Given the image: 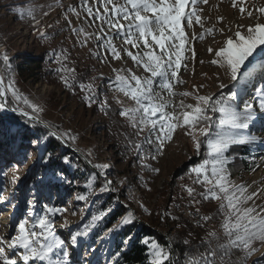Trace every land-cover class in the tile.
<instances>
[{
	"label": "rangeland",
	"instance_id": "obj_1",
	"mask_svg": "<svg viewBox=\"0 0 264 264\" xmlns=\"http://www.w3.org/2000/svg\"><path fill=\"white\" fill-rule=\"evenodd\" d=\"M89 3L91 4V0ZM69 6L76 8L80 14L79 17L67 11ZM240 6L254 10L253 6L264 7V0H251L244 5H240L238 0L235 9L232 7L231 0H223V2L209 0L206 5L197 6L204 21V28H213L214 35H205L204 40L194 39L193 37H198L203 31L200 25L194 23L192 28H185L189 42L186 44V49L190 45V50L185 52L186 59L178 71V77L184 83L177 84L174 91L201 96L211 95L215 99L221 91L232 88L231 91L238 94L237 99L231 102L237 110H242L245 103L253 105L252 110L256 117L254 120L257 121L250 123L243 134L257 137L258 142L250 144L257 149L254 154L247 157V161H242L240 158L243 163H248V169L243 170L240 167L238 171L232 173L231 164H235L236 161H233L234 158L229 154L231 147L225 156L230 161L227 165L231 174L230 179L236 184L251 186L249 191L256 192L264 189V121H259L264 119V113L259 111L260 97L257 96L258 88L264 90L263 86L257 84L264 78V68L261 67L264 64V55L255 57L253 66H249L251 75L246 80L238 78L237 81H232L224 68L211 63L213 59H217L214 55L215 51H218L225 39L232 35L229 29L235 31L238 25L247 27L256 23L264 24V16L256 19L255 12L252 18H249L247 13L242 17L238 10ZM26 8L35 10L34 18L20 17L19 11ZM218 18H222V22H217ZM91 24L92 21H89L87 14L80 7V0H0V47L2 50L10 58L22 52L41 58L38 63L42 65L37 67L32 78L25 82L15 70L13 71L16 87L31 104L41 109L37 118L61 135L71 147L66 149L75 155L76 160L81 158L86 164L80 159V163H75L62 157L60 161L63 162L64 169L51 166L55 165L54 162L57 159L49 158V155L43 157L42 146L40 149L31 143L37 144L40 136L25 143L19 141L21 145L14 143L0 146L3 158V164L0 166V237L10 239L16 234L18 224L22 221L27 220L31 224L35 215L30 217V212L41 216L47 215L53 223L56 236L64 241L68 252L67 260H74L76 264H114L116 255L112 256L111 241L123 229L113 236H108V229H104V226L107 223L108 214L115 206V201L127 209L126 214L129 213L127 206H130L134 208L136 217V213L140 215L141 219L132 216V221L136 219L139 222H146L159 234L162 230L164 236H167L174 221L170 216H164L165 212L183 219L193 230H202L204 233L208 230H218L220 219H213L203 228L197 226L199 217L186 188H194L196 193L199 191L197 184L193 183L195 177L188 175L189 170L184 171L182 177L177 178L178 194L174 196V200H167V197L170 199L173 197L171 190L165 197L163 195L165 186L173 179L172 174L175 170L188 163L191 156H199L191 136L185 135L186 129L177 130L173 134L172 141L164 144L162 153L155 152L152 147L146 146L143 158H140L139 154L133 150L132 145L143 144L147 133H140L138 136L136 130L119 115L121 105L117 104L116 100L122 101L124 106H132V102L123 94L109 90V83L115 78L114 69H131L140 77L148 74L144 73L142 68L136 67L127 56H123V53V59L117 61L113 60L110 54L102 52L99 48L100 41L95 39V35L86 43V46L81 47L78 40L82 37L73 34L72 29L83 27L87 33L98 34L99 29L89 26ZM41 32L44 33L43 36L40 35ZM114 43L119 48L121 41L114 40ZM209 48L213 49L212 53L208 51ZM129 50L134 53L137 51L131 48ZM65 52L67 55L65 63L67 67L75 69V74L80 71L90 72L89 80L83 83H92L95 87L96 102L91 106L84 101L85 93L81 92L79 87L74 86L69 90L61 82V74L55 71L59 67L55 54ZM96 53L99 55H94ZM105 57H107L106 60ZM243 89L244 93H241L240 90ZM253 91L255 93H252ZM161 95L167 98L166 92H162ZM171 99L174 104H179L181 99L186 104H195L191 96L187 98L177 96ZM105 100L107 108L114 106L118 109L116 116L119 121V130L115 129V124L109 119L106 113L107 108L102 109ZM17 106L27 111L28 115H34L32 110L23 103ZM5 114L19 115L12 111H0L1 131L9 134L16 132V126L5 122L7 120L4 119ZM22 117L28 119L25 116ZM27 132L26 129L24 133L27 134ZM71 137H75V140L73 141ZM19 138L21 140V137ZM239 149L243 150L242 147H237V151ZM152 155H155V159H152ZM204 159H201L198 164ZM94 164H106L108 168L101 174L93 167ZM143 165H149L151 169L159 171H150ZM107 173L110 175L108 176ZM99 178H106L107 182L114 181L111 193L115 197L112 203L106 201L105 208L101 207L103 200L101 202L100 198L96 199L103 188ZM80 179L84 181L81 187L83 191L78 194L68 193L67 188L70 186L77 188ZM47 181L51 186L56 185L60 188L64 199L59 198L58 192L54 193L52 198L47 196V187L39 186ZM81 196L86 199H79ZM212 202L218 207L215 201ZM256 204H264V193H261ZM157 205L161 206L159 210H156ZM44 206L65 211L63 214L48 215L44 211ZM197 207L201 215L213 216L202 203ZM187 209L191 211L187 212ZM192 212L195 213V217H198L197 219L191 218L194 215ZM155 217L158 218L157 223L153 222ZM35 231L40 230L35 229ZM76 232H87V235L77 237L73 243L71 237ZM145 239L155 240L146 236L142 241ZM128 242L129 237L124 240L125 246H128ZM0 247H5L6 254L15 258L5 245ZM256 247H260L261 252L250 258L249 264H261L260 258L264 261V255H261L264 253V247H261L259 243ZM172 254L174 257L173 250ZM30 264H40V262L33 261Z\"/></svg>",
	"mask_w": 264,
	"mask_h": 264
},
{
	"label": "snow or ice",
	"instance_id": "obj_2",
	"mask_svg": "<svg viewBox=\"0 0 264 264\" xmlns=\"http://www.w3.org/2000/svg\"><path fill=\"white\" fill-rule=\"evenodd\" d=\"M208 2L209 0H91L90 4L89 0H80L82 11L87 14L89 21H92L89 26H95L99 31L98 34L87 33L83 27L73 28L72 31L82 37L78 40L81 47L86 46L95 35V39L100 41L99 48L102 52L110 54L111 58L117 61L127 56L136 67L142 68L144 73L148 74L140 77L131 69H114L115 78L109 83V90L123 94L132 102V106H124L122 101L116 100V103L121 105L119 115L136 130L138 136L140 133H147L143 144L132 145L140 158H143L146 146L162 153L164 144L170 143L173 134L179 129H186L185 135L191 136L198 154L201 144L206 143L205 159L192 167L188 173L189 176L195 177L193 183L199 184L203 191L196 193L191 187L186 188V191L192 198L193 207H196L198 227L203 228L214 219L212 215L200 214L197 205L201 203V199L217 203L216 218L220 219V224L218 230L207 231L201 245L196 246L195 250L185 253L183 264H249L250 258L261 252V248L256 247V244L264 247V204H256L264 189L250 192L251 186L232 181L227 167L230 161L225 153L231 146L258 142L255 135L243 134L256 118L252 110L253 105L245 103L242 110H237L231 103L238 97L236 92L228 97L213 99L211 95L201 96L174 91L177 84L184 83L178 77V71L186 59L185 52L190 50V45L186 49L189 42L185 28H192L194 23L200 25L203 31L198 37H193L194 39L204 40L205 35H214L213 28H204V21L197 7ZM246 2L250 3L251 0H239L240 5ZM231 4L234 9L237 8L238 0H231ZM253 9L248 10L240 6L238 10L242 17L247 13V16L252 18L254 12L257 14L256 19L264 16V7L253 6ZM67 11L78 17L80 15L76 8L71 6ZM34 12V9L26 8L20 10L19 15L21 18H34ZM217 22H222V18H218ZM229 31L232 35L215 51L217 59H213L211 63L224 68L232 81H237L238 78L246 80L251 75L249 66H253L255 57L264 55V24L256 23L247 27L238 25L235 31ZM40 35L43 36L44 33L41 32ZM114 40L121 41L119 48ZM129 48L137 51L134 53ZM208 51L212 53L213 49L209 48ZM55 59L59 64L55 71L61 74V82L65 87L69 90L74 86L79 87L80 91L85 93L84 101L89 106L95 103V87L92 83L84 84L77 80L75 69L67 67L65 63L66 52L55 54ZM0 64L3 65L0 68V111H12L26 116L28 120H37L41 109L31 104L16 87L10 57L2 49ZM261 67L264 68V64ZM162 92L167 93V98L161 95ZM177 96H191L195 104H186L183 99L179 104H174L171 98ZM257 96L260 97L259 111L264 113V90L258 88ZM20 103L30 108L34 115L29 116L27 111L20 109L17 106ZM107 107L105 100L102 109ZM209 112L218 113L219 119L213 121ZM210 129H214L211 135ZM198 136L207 140L201 141ZM71 139L74 141L75 137ZM152 159H155V155H152ZM93 167L102 174L108 165L94 164ZM143 167L153 172L159 171L151 169L149 165ZM110 184L111 181H108L101 188V192L109 190ZM197 196L201 199H197ZM79 199L86 197L81 196ZM44 211L54 216L63 214L65 210L44 206ZM33 215V222H20L16 234L10 239L0 237V245H5L15 257L11 258L6 254L5 247H0V264H30L33 261L40 264H67L68 252L64 241L53 231L52 221L47 215L29 213L30 217ZM163 215L170 216L173 220L178 219L168 212ZM131 222L129 213L123 223ZM82 235H87V232H76L71 240L74 243L77 237ZM142 243L148 248L147 264H175L171 244L161 245L151 239H145ZM184 244L188 245L189 241L185 240ZM201 247L204 251H200ZM261 264H264V261H261Z\"/></svg>",
	"mask_w": 264,
	"mask_h": 264
},
{
	"label": "trees",
	"instance_id": "obj_3",
	"mask_svg": "<svg viewBox=\"0 0 264 264\" xmlns=\"http://www.w3.org/2000/svg\"><path fill=\"white\" fill-rule=\"evenodd\" d=\"M0 49H2L0 47ZM41 58L40 57H32L29 55L27 52H22V53H17V55L13 56V58H10V63L12 65L13 70L22 78V81L25 82L27 81L30 77L35 74V71L38 69L37 67L41 66L38 62H40ZM262 62V61H261ZM36 64V65H31V64ZM31 65V66H30ZM3 65L0 64V68H2ZM90 72L89 71H80L79 73L76 74L77 80L80 83H83L87 80H89ZM257 84H260L261 86L264 87V78L262 80H259ZM232 88H227L220 93H218L215 96L216 98H224L230 96L233 92L231 91ZM241 93H244V89L240 90ZM255 91V90H254ZM252 93H255V92ZM118 109L115 108L114 106H111L110 108L106 109L107 115H109V119L112 120V122L115 124V129L119 130V121L117 120V114ZM209 115L212 116L213 121H217L219 118L218 113H211L209 112ZM4 119H7L5 122L11 124V126H16V132L14 133H5L2 132L0 129V146L2 145H13L14 143H18L21 141L22 143H25L27 141H30L34 137H39L40 140L36 144L35 142H31L32 145H37L40 149L42 146V152L44 154L43 157H46L49 155V158L55 157L57 160L54 162L55 165H51L54 167H61V169H64V164L63 162L60 161L62 157L67 158L69 161L75 162V163H80L79 161H83L81 158H78L77 160L75 159V155L66 147L61 144V142L56 139L54 136L49 135V132L47 129H45L43 126H41L39 123L35 121L28 120L20 115H9L5 114ZM257 121L253 120L252 122ZM259 121H264V119H260ZM3 122V120H2ZM251 122V123H252ZM203 126V125H201ZM27 129V134L24 133V131ZM256 129V128H255ZM214 129H210V133H212ZM21 137V140L20 138ZM201 141H206L207 138L205 137H199ZM21 143V144H22ZM18 143V145H21ZM112 145V144H111ZM114 145V144H113ZM29 147V146H26ZM237 147H242L243 150H238ZM257 148H254L253 146L250 145H234L231 146V152L229 153L232 155L234 158L233 161H236L235 164H231L232 167V173H235L242 167L241 169L247 170V162L243 163L242 161H247V157L250 155L254 154ZM259 149V148H258ZM26 152L28 151L27 149L25 150ZM207 151L206 148V143L201 144V148L199 150V156H191V159L188 163H185L183 166L177 168L175 172L172 174V180L166 184L165 189H164V197L168 194V191L171 190L173 197L170 199L167 197V200H174V196L178 194V187H177V178L182 177L184 171H188L191 169V167L195 164H198V162L201 159H204L205 153ZM240 151V153H238ZM24 155V154H23ZM240 158L242 161H240ZM2 156L0 153V166L3 164ZM80 159V160H79ZM240 161V162H239ZM84 163V161H83ZM85 164V163H84ZM86 165V164H85ZM246 165V166H245ZM109 176L110 174L107 173ZM100 185L104 187L107 183L106 178H99ZM84 181L82 179L79 180V185L77 188L74 187H69L67 188L68 193H73V194H78L83 191L82 183ZM114 181H111L110 189L113 188ZM40 188L47 187V196L49 198H52V195L54 193H59V198L64 199L63 196H61V191L58 186H51L49 182H42L41 185H39ZM198 191L202 192L203 188L197 184ZM115 196L111 193L110 190L104 191L98 196H96V199L100 198L99 201L103 203L101 204V207L105 208L106 201H110L112 203L113 198ZM123 198V197H122ZM61 199V200H62ZM197 199H201L199 196H197ZM98 201V200H96ZM201 203L203 206L213 214L214 219L218 220L219 218H216L217 215V206L213 204V202H205L201 199ZM115 206H113L112 210L108 214L107 217V223L104 226V229H109L113 224H116V222L126 214L127 209L123 207L122 204L119 202L115 201ZM159 210L161 206L158 207L156 206ZM137 217L141 219L140 215L137 214ZM157 217L154 218L153 222L157 223ZM144 222L142 221H137L134 219L130 224H128L126 227L123 228L122 232L119 233L111 243L112 245V256L116 255V259L114 264H147L148 257H147V252L148 248L146 247L145 244L142 243V239L144 237H152L155 239L159 244L161 245H167L171 244V248L174 251V258L176 259L175 264H183V260L185 258V253L189 252L190 250H195L196 246L201 245L202 239L205 237L207 233H204L202 230L201 231H196L193 230L190 226L187 225V222H185L183 219L178 218L177 220H174L173 223L171 224V229H169V232L167 236H164L162 233H164L162 230V233H158L157 231H154L151 229V226H147L143 224ZM156 228V227H155ZM158 229V228H156ZM100 236V235H99ZM98 236V237H99ZM129 237V242L128 246H125L124 240L125 238ZM97 239V238H96ZM188 240L189 244L185 245L184 241ZM200 251H204V248L201 247ZM261 261H263V258H260ZM67 264H76L74 260H67Z\"/></svg>",
	"mask_w": 264,
	"mask_h": 264
},
{
	"label": "water",
	"instance_id": "obj_4",
	"mask_svg": "<svg viewBox=\"0 0 264 264\" xmlns=\"http://www.w3.org/2000/svg\"><path fill=\"white\" fill-rule=\"evenodd\" d=\"M17 114H18V113H17ZM29 116H31V115H29ZM25 117H26V116H25ZM35 121H37V122H38L39 124H41L42 126H45V127L47 128V131H49V134H50V135H53L54 137H56L57 139H59V140L61 141V143H63V144L66 146V148L71 149L70 145H69L68 143H66V141L63 139V137H62L61 135H59L56 131H54L53 129L49 128L44 122H42V121L39 120L38 118H37V120H35ZM109 190L111 191V189H110V185H109ZM127 208L129 209V212L132 214V216H133L134 218H137V217L135 216V210H134V208H131L130 206H127ZM143 224H145V225L148 226V224H147L146 222H144ZM151 229L154 230V228H152V227H151ZM115 236H116V235H115Z\"/></svg>",
	"mask_w": 264,
	"mask_h": 264
},
{
	"label": "bare ground",
	"instance_id": "obj_5",
	"mask_svg": "<svg viewBox=\"0 0 264 264\" xmlns=\"http://www.w3.org/2000/svg\"><path fill=\"white\" fill-rule=\"evenodd\" d=\"M130 213V212H129ZM129 213H127L126 215H124L119 222L117 221L116 224H114L112 227H110L108 229V236H113L114 234L120 232L124 227H126L128 224H124L123 220L125 218L129 217ZM131 218H132V214H131Z\"/></svg>",
	"mask_w": 264,
	"mask_h": 264
},
{
	"label": "built area",
	"instance_id": "obj_6",
	"mask_svg": "<svg viewBox=\"0 0 264 264\" xmlns=\"http://www.w3.org/2000/svg\"><path fill=\"white\" fill-rule=\"evenodd\" d=\"M186 211L189 212L191 210L190 209H187ZM192 214H194V215H192L191 218H193V219H197L198 218V217H195V213L194 212H192Z\"/></svg>",
	"mask_w": 264,
	"mask_h": 264
}]
</instances>
